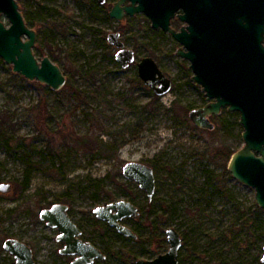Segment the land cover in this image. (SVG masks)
I'll return each mask as SVG.
<instances>
[{"label": "rangeland", "instance_id": "rangeland-1", "mask_svg": "<svg viewBox=\"0 0 264 264\" xmlns=\"http://www.w3.org/2000/svg\"><path fill=\"white\" fill-rule=\"evenodd\" d=\"M19 3L38 32L36 56L58 63L67 83L53 90L0 57V183L12 184L11 192H0V264H16L3 247L10 237L28 243L37 264H71L60 253L58 230L40 219L55 202L69 205L83 236L106 253L94 264H138L165 253L169 227L183 239L180 264H264V208L255 187L228 169L244 145L241 112L223 108L210 115L213 129L193 122L191 111L209 101L192 80L190 61L176 54L182 45L143 15L126 26L111 20L100 0ZM117 31L137 55L125 68L108 42ZM144 56L171 78L169 92L158 94L139 77ZM132 160L154 167L151 199L123 175ZM119 199L140 207L139 215L123 220L137 238L93 212Z\"/></svg>", "mask_w": 264, "mask_h": 264}, {"label": "water", "instance_id": "water-1", "mask_svg": "<svg viewBox=\"0 0 264 264\" xmlns=\"http://www.w3.org/2000/svg\"><path fill=\"white\" fill-rule=\"evenodd\" d=\"M123 2L127 0H119L114 5L111 17L121 20L145 11L153 27L169 29L172 13L159 12L152 2L122 6ZM185 5L186 13L180 17L187 25L180 31L170 28V32L182 43L177 54L190 61L194 72L192 80L202 85L209 101L193 109L190 117L197 126L213 129L210 115L221 113L223 108L241 112L244 145L231 155L228 169L234 178L255 187L256 201L264 208V47L261 37L256 34L250 50L243 49L244 44H236L237 41L233 40L238 12L234 0H186ZM2 13L9 23L0 17V57L13 65V71L27 79L60 90L67 83V76L48 55L42 59L36 56L34 48L38 32L27 24L19 0H0ZM259 30L260 26L256 24V32ZM121 37L120 31L112 32L108 34V42L118 49L116 59L125 68L137 60V55ZM137 67L139 77L156 93L163 95L171 90V78L152 56L142 57ZM122 172L126 178L137 182L150 199L153 197L156 189L153 166L132 160L123 165ZM11 191V183H0L1 193ZM93 212L97 219L107 221L119 233L138 237L134 229L123 222L127 217L140 214V207L134 202L114 200L97 206ZM39 215L48 226L58 230L57 240L64 242L60 253L75 256L71 264H94L97 259L106 258L101 248L82 238L83 231L73 220L66 203L55 202L43 208ZM166 235L170 247L165 253L152 259H138L137 263L180 264L182 236L174 227H169ZM3 247L14 256L16 264H37L33 248L25 241L10 237L4 241ZM261 259L264 262V254Z\"/></svg>", "mask_w": 264, "mask_h": 264}, {"label": "flooded vegetation", "instance_id": "flooded-vegetation-1", "mask_svg": "<svg viewBox=\"0 0 264 264\" xmlns=\"http://www.w3.org/2000/svg\"><path fill=\"white\" fill-rule=\"evenodd\" d=\"M118 1L119 0H104V2L100 1V4H102V6L108 8L107 9L108 17L111 20H115L119 24L126 26L128 21L133 19V17L137 15H143L148 19L149 23L152 26V22L149 19V17L146 15L145 11L137 12L134 15H127L121 20H117L116 18L111 17L110 11ZM234 1L238 6L237 7L238 12L235 19L236 21L234 26L235 29L233 32V40L237 41L236 44H240V43L244 44V48L242 47L243 49L250 50L251 45L255 43V36L258 33V35L261 37V43L264 47V0H234ZM146 2L154 3L153 7L157 8V10L161 13H172L168 23L169 24L168 30H165L163 26H160L158 28L153 26L152 27L157 32H160L162 35H167L169 37L167 39H170L171 41L174 40L182 45V43L177 40V38L173 35V33L170 32V28L180 31L182 27L187 25V22L182 20V18L180 17L182 14L186 13L187 10L185 5L186 0H135V1L127 0L126 3L125 2L122 3V6H125L126 4L129 5L133 4L135 6L145 5ZM256 24L260 26V30L257 32H256ZM257 154L259 153L257 152ZM82 238L84 240H88L83 236V234H82ZM59 242L62 244L63 247L64 242L63 241H59ZM67 256H69L72 260L75 257L72 255H67Z\"/></svg>", "mask_w": 264, "mask_h": 264}, {"label": "trees", "instance_id": "trees-1", "mask_svg": "<svg viewBox=\"0 0 264 264\" xmlns=\"http://www.w3.org/2000/svg\"><path fill=\"white\" fill-rule=\"evenodd\" d=\"M38 10H36L35 12H37ZM29 170L27 171V173H26V175H27V177L29 178ZM26 186H28V183H27V185ZM97 220V219H96ZM135 231V230H134ZM136 232V231H135ZM137 233V232H136ZM138 234V233H137ZM139 236V235H138ZM96 245V244H95Z\"/></svg>", "mask_w": 264, "mask_h": 264}]
</instances>
